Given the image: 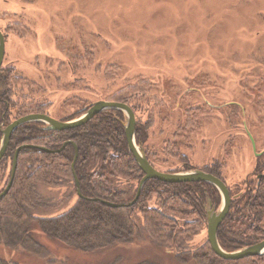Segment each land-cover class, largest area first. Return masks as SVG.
I'll list each match as a JSON object with an SVG mask.
<instances>
[{"label":"rangeland","instance_id":"rangeland-1","mask_svg":"<svg viewBox=\"0 0 264 264\" xmlns=\"http://www.w3.org/2000/svg\"><path fill=\"white\" fill-rule=\"evenodd\" d=\"M0 30L3 65L26 80L21 94L49 103L53 119L144 82L150 110H136L135 126L159 171L182 166L162 152L175 146L170 151L186 158L185 170L217 162L231 187L251 176L264 152V0H0ZM194 111L198 123L189 131L187 113ZM37 191L48 201L35 210L38 217L61 214L77 198L68 187L38 184ZM32 234L48 255L0 244V261L194 264L145 240L86 252L38 227ZM204 241L206 224L190 245Z\"/></svg>","mask_w":264,"mask_h":264},{"label":"trees","instance_id":"trees-1","mask_svg":"<svg viewBox=\"0 0 264 264\" xmlns=\"http://www.w3.org/2000/svg\"><path fill=\"white\" fill-rule=\"evenodd\" d=\"M25 81L12 65L0 67V129L23 115L46 114L48 102H33L29 94L20 93ZM146 93L144 82H140L125 86L107 100L124 103L133 113L139 109L149 111L151 97L147 98ZM83 108L61 121L79 116ZM187 116L186 128L192 131L198 123L196 112H188ZM123 120L121 111L109 109L71 129L44 130L40 122H27L14 130L0 158L1 192L9 181L14 153L20 148L12 184L0 198V244L35 255H48L46 247L32 234L33 228L38 227L48 238L86 252L145 240L166 248L182 262L262 264L264 255L224 260L214 254L207 241L190 245L193 235L205 227L207 199L216 206L220 204L218 191L206 182L166 183L149 179L136 202L128 207H109L90 199L116 204L129 202L143 176L127 147ZM138 124L135 141L142 145L147 160L154 167L152 161L156 154L145 146L146 134ZM170 150L175 152V146L163 147L162 152L178 158L182 166L166 172L189 168L184 156L178 157V153ZM201 170L223 181L219 163L213 162ZM258 173H261L259 178ZM74 176L81 197L77 196L75 203L61 214L36 216L35 210L48 204L38 193L37 185L68 187L75 193ZM250 177L227 187L230 207L216 236L219 246L228 252L264 239V161L261 162V157L257 158ZM0 264L7 263L0 261Z\"/></svg>","mask_w":264,"mask_h":264},{"label":"water","instance_id":"water-1","mask_svg":"<svg viewBox=\"0 0 264 264\" xmlns=\"http://www.w3.org/2000/svg\"><path fill=\"white\" fill-rule=\"evenodd\" d=\"M3 55H4V37L0 32V66L3 60ZM109 109L119 110L123 113L124 120L122 125L124 129L126 144L128 149L132 153L136 164L142 170L143 176L137 185L133 199L129 202L116 204L108 201H103L97 198H90L91 200L96 202H101L106 206L114 207V208L128 207L136 202L144 183L149 179H157L159 181L166 183L206 182L212 185L218 191L220 196V204L216 210L214 209V207L211 206V202L209 199H207V204L205 207L206 239L214 254L224 260H239L246 257L264 255V239L257 243L247 245L235 251H230V252L223 250L219 246L216 232L218 226L225 218L231 202V197L226 184L216 176L204 172L200 169L185 170L180 172H162L155 169L147 160L142 145L137 144L135 141V116L132 109L124 103L112 102L108 100H98L95 101L86 110H84L79 116L67 121L56 120L51 118L47 114H42V113H32L15 118L8 125H6L5 128L1 130L0 158L4 155L10 137L14 132V130L24 123L40 122L44 124L43 127L44 130L61 131V130L79 127L85 124L87 121H89L94 115L100 113L101 111L109 110ZM249 139L251 142L252 149L253 151H255V144L253 138L249 136ZM64 145L65 144H63V146ZM40 148L46 150L45 148L42 147ZM19 150L20 148H17L14 153L9 181L5 186V188L0 192V198L6 195L12 184ZM76 156L77 153L75 150L74 160L76 159ZM74 182H75L76 194L78 197H81L79 191V184L75 176H74Z\"/></svg>","mask_w":264,"mask_h":264},{"label":"flooded vegetation","instance_id":"flooded-vegetation-1","mask_svg":"<svg viewBox=\"0 0 264 264\" xmlns=\"http://www.w3.org/2000/svg\"><path fill=\"white\" fill-rule=\"evenodd\" d=\"M0 32L2 33L3 37L5 38V35L3 34V32H2L1 30H0ZM3 59H4V55H3ZM1 66H3V60H2ZM1 66H0V67H1ZM69 68H70V67H69ZM98 100H106V99L97 98V99H95L94 101L87 102V103L84 104V108H83V109L86 110L89 106H91L95 101H98ZM84 110H83V111H84ZM83 111H82V112H83ZM82 112H81V113H82ZM13 120H14V119H13ZM11 121H12V120H11ZM11 121H10V122H11ZM10 122H9V123H10ZM9 123H8V124H9ZM8 124H7V125H8ZM3 128H5V126H4ZM3 128H1L0 130H2ZM256 157H257V158L261 157V162H263V161H264V152L257 153V154H256ZM254 168H255V167H254ZM200 170H201V169H200ZM253 171H254V170H252V172H253ZM260 176H261V173L256 174V177L259 178ZM224 183H225V182H224ZM226 186H227V185H226ZM227 187H228V186H227ZM211 206L214 207L215 210L218 208V205L216 206L215 204H212V203H211Z\"/></svg>","mask_w":264,"mask_h":264}]
</instances>
